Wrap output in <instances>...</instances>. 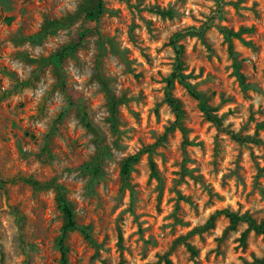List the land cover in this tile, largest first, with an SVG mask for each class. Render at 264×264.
<instances>
[{"label":"rangeland","instance_id":"obj_1","mask_svg":"<svg viewBox=\"0 0 264 264\" xmlns=\"http://www.w3.org/2000/svg\"><path fill=\"white\" fill-rule=\"evenodd\" d=\"M219 1L0 0V264H61L58 194L67 264H264V0Z\"/></svg>","mask_w":264,"mask_h":264},{"label":"trees","instance_id":"obj_2","mask_svg":"<svg viewBox=\"0 0 264 264\" xmlns=\"http://www.w3.org/2000/svg\"><path fill=\"white\" fill-rule=\"evenodd\" d=\"M218 1V5H220V1ZM156 13L159 14L162 17H171L172 16V12L170 11H160V10H156ZM225 34L229 37L234 35L231 32H225ZM179 36L176 37V39ZM176 54H177V65L176 68L174 70V73L171 76V79L168 82V87H167V91H166V102L168 103L169 107L171 108L174 116H175V124H179L181 116H182V111L180 109V104L179 102L174 99L169 90L171 89L172 84L177 81L180 85H182L185 90L188 92V94L194 98L198 103H199V107L200 110L203 112V114L205 115V117L212 123L218 125V120L217 118L214 116L213 114V110L211 108H209V106L207 105L204 97L197 91L194 90V88L192 87L191 84H189V82H187V76H185L184 74H182V67L181 64L179 62V51L176 50ZM96 73H97V80L99 85L102 87L103 91L105 92V94L107 95V98L110 102V106H111V114H112V120L113 123H115L116 121V113H117V109L119 107V105H121L123 103V100L121 99H117L115 98V96L112 94L107 81L104 77H102L101 72L99 70V67H97L96 69ZM240 81H242V76H240L239 74H237ZM232 138L239 142H246L248 140V138H240L237 136L232 135ZM151 171L152 173H154V169H153V165L151 163ZM98 170L97 168L93 169V173L94 175H98ZM129 172V166L128 165H124L122 168V174L124 176H127ZM155 175V174H153ZM58 203L60 205V208L62 210V213L65 216V225L63 227V231H62V238L60 239L59 242V247H60V251H61V264H67V259H66V250L65 247L63 245V238L65 237V233L67 231L70 230H74L76 228V223L74 220V215L73 212L69 206V204L67 203V201L65 200V198L61 195L58 194ZM229 219L231 222H236V221H244L247 223L248 227L250 229H253L256 233H264V229L262 226L256 225L254 222H252L249 218L243 216H237V215H233V214H229L228 215ZM81 232L84 235H87V230L85 228H81ZM189 251L191 254H195V250L192 247H188ZM165 264H171V262L168 259H165Z\"/></svg>","mask_w":264,"mask_h":264}]
</instances>
